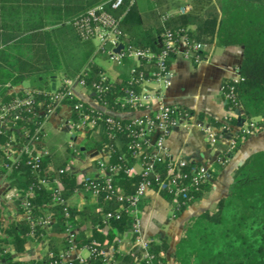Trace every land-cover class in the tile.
I'll return each instance as SVG.
<instances>
[{
    "label": "trees",
    "instance_id": "obj_1",
    "mask_svg": "<svg viewBox=\"0 0 264 264\" xmlns=\"http://www.w3.org/2000/svg\"><path fill=\"white\" fill-rule=\"evenodd\" d=\"M105 1L108 0H0V100L20 96L23 91L15 92L12 89L29 82V91L35 97V104L43 102L44 94L52 91V79L64 72L65 42L71 43L74 50L78 51L80 48L78 43L82 41L76 23L89 9ZM155 1L157 6L163 4L162 0ZM189 4L191 8L185 15L175 17L164 25L149 28L135 38H128L123 26L130 18L134 4L120 22L122 42L149 50L155 56L160 52L161 43L167 34L175 42L183 38L189 43L241 47L242 59L238 66L241 80L236 83L230 79L225 80L226 84L222 83L221 92L225 94L232 89L230 94L237 104L233 112L241 111L244 120H253L260 131L264 130V0H190ZM94 52L92 44H88L80 64L84 65V69L80 70L79 67L75 72L84 74L87 87L92 83L100 85V92L92 96L98 105L113 112L124 111L117 101L124 96L125 90H140L138 75L142 73L147 77L149 71L155 70V58L150 62L141 59L138 65L130 67V70L134 69L132 74L129 73L127 77L121 75L112 80L105 70L91 60ZM99 54L100 50L92 59L100 56ZM100 75L106 77L105 82L100 81ZM66 104L74 119L77 118L74 106L79 104L83 114L96 123L95 127L86 133L83 144L85 151L106 149L110 152L109 163L119 165L123 170L135 165L131 151L127 149V145L135 141L136 133V129L129 125V120L112 118L113 123H108V114L77 99L66 101ZM230 106V100H226L225 107L228 109ZM31 115L29 113L27 116L32 117ZM227 122L232 130V127L236 126V117H229ZM209 123L215 127L222 126L214 120ZM26 127L32 131V124H26ZM222 132L225 139L232 138L235 141L231 153L236 152L249 138L231 136L225 128ZM71 151L67 148L64 155L52 154L43 159L44 166H53V171L47 174V178L61 183L63 199L71 197L75 190L89 198V194L76 183L72 173H60L72 157L74 152ZM166 165V161L156 162L154 169L163 175ZM221 168L222 165H217L215 170H211L213 180ZM3 173L5 170L0 168V175ZM41 178L42 173L33 174L24 164V157H21L18 168L7 174V185L15 187L20 194L33 188V198L30 199L33 218L51 211L55 218L52 232L35 241L29 236L33 230L29 220H6L0 212V231L5 236L0 246L7 245L12 249L11 252L3 253V248H0V264L49 262L47 255L38 262L15 259L12 252L23 253L27 243L46 246L47 252L59 257V254L67 251L71 245L64 234L66 227L77 231L74 240L77 247H88L92 242H96L99 245L97 250H100L106 239L115 246L109 232L107 235L100 232L99 229L104 225L96 209L100 207L103 212L113 211L118 206L117 202L113 199L103 201L98 198L94 204H86L81 212H77L75 205L52 203L54 185H39ZM141 181L140 173L132 176L119 173L114 176L113 185L121 187L125 197H129ZM209 185L210 183L203 185L190 204L202 198L209 190ZM153 189H156L155 186ZM158 195L171 203L170 197L165 193L159 192ZM188 205L173 211L172 217H180ZM65 210L68 211L67 218L64 216ZM131 222L132 217L129 214L121 213L120 218L110 220L109 225L122 235L130 228ZM84 225L91 227L89 236L78 231L79 227ZM168 248L166 240H153L149 246L153 260L143 259L139 252L132 249L123 257V262L155 264L160 252H165ZM171 257L174 264H264V150L249 155L233 172L226 195L219 199L212 209L201 212L184 224ZM63 264L78 263L77 260H72ZM90 264H102V257H92Z\"/></svg>",
    "mask_w": 264,
    "mask_h": 264
},
{
    "label": "built area",
    "instance_id": "obj_2",
    "mask_svg": "<svg viewBox=\"0 0 264 264\" xmlns=\"http://www.w3.org/2000/svg\"><path fill=\"white\" fill-rule=\"evenodd\" d=\"M132 4L134 0H108L95 5L89 9L85 16L78 21L77 30L79 37L83 42L96 43L98 50L106 55L108 60L115 66H122L124 61H134L136 65L141 59L150 62L155 58L156 68L148 72L147 77L142 73L139 76V86L143 83H152L154 90H125L124 96L117 102L124 110L122 113L129 114L127 118L116 117L113 114H108V123H113L112 118H120L129 120V125L136 129L135 141L127 145V149L131 151V156L135 160V165L131 168L123 170L119 165L109 163L110 152L106 149H101L102 156H96L90 160L89 168L93 170L91 176L84 174L81 169L77 176L78 184L84 192L88 193L90 198L95 202L98 198L103 201L114 200L117 202V207L113 211L103 212L100 207L96 209L102 218L103 228L99 229L101 233L106 234L110 228V220H118L121 213L129 214L132 217L131 226L128 233L132 237L131 248L135 249L143 259L153 260L154 256L149 252V246L153 242L151 237H144L140 230L139 208L148 192L158 194L163 192L171 199L172 212L180 209L182 206L190 204L194 200L195 194L200 188L212 183L211 170L205 165L195 166L190 164L183 157H172L166 147V139L173 129L182 127L186 129L196 128L205 138V141L210 146L215 145L221 140H226L227 152H231L235 147L234 139H225L223 129H228L231 136L240 135L242 139L250 137L260 131L253 120H244L241 128L232 127L230 129L227 119L234 117L233 108L237 107L230 92L222 94L224 102L230 100L231 105L228 108L231 116L224 118L220 124L221 127H215L205 118H198L191 111L172 104L163 102L161 91L166 90L171 82V73L169 71V60L175 55H180L184 60L192 64H198L202 60V52L205 48L201 43H189L181 38L177 42L171 40L170 35L161 43V50L155 56L149 50H142L134 47L131 44H124L121 40L120 22L126 14L125 3ZM190 8L182 7L179 10L180 14H184ZM123 48L119 53L113 50L118 45ZM134 69L130 70V74ZM233 83L241 80L238 69L236 77L230 79ZM100 81L105 82L106 77L100 75ZM226 84V82H223ZM79 89H87L91 99L93 94L100 92V85L92 83L90 87L86 86L84 74L81 73L75 77H65L60 82V86L50 92L44 94L43 102L35 104V97L29 90L23 91L20 96H15L10 100H0V168L5 170V173L0 175V189L3 184H8L7 174L18 168L20 158L24 157V164L30 168L33 174L42 173L43 178L39 180V185L49 187L50 183L54 185L52 203L66 204L65 199L61 197L63 187L58 180L50 181L47 174L53 171L51 164L43 165V159L49 157L50 153L44 142V126L45 123L55 115L66 101L76 98L75 91ZM81 102V101H80ZM159 105L154 108L155 103ZM106 111L104 106L99 105ZM77 118L70 115L64 121L66 131L75 138H85L87 131L93 129L96 125L95 121L79 109L80 105L76 104ZM127 108V109H126ZM103 112V111H102ZM31 113L32 117L27 116ZM115 113V112H113ZM26 124H32V131L26 127ZM31 132V133H30ZM227 134V133H226ZM70 149L73 147L69 146ZM74 155L78 152L73 149ZM146 159V160H143ZM166 161V169L161 175L155 171L154 165L156 162ZM67 165L62 172H69ZM138 167V170L135 169ZM119 173H124L128 176L141 174L142 181L136 187L134 193L125 197L121 187L114 186V176ZM8 186V185H7ZM155 186L156 189H153ZM4 197L9 202H12L16 209L21 213L23 219L29 220L33 230L29 236L35 241L44 235H50L52 232L55 218L51 211H46L43 215L33 218L32 204L30 199L33 198V188H29L24 194L15 187H7L4 192ZM65 218L68 217V211L65 210ZM115 230V229H113ZM65 236L70 241L71 245L67 251L59 254V257H54L51 252H47L46 264H63L72 260H77L78 264H90L92 257L103 255L102 250H97L99 246L96 242H92L88 247H77L74 243L77 231L71 228H65ZM4 234L0 231V242L4 238ZM3 253L11 252V248L7 245H1ZM85 249L88 252L87 257H81L79 251ZM77 252L76 256H71ZM155 264H162L160 258Z\"/></svg>",
    "mask_w": 264,
    "mask_h": 264
},
{
    "label": "crops",
    "instance_id": "obj_3",
    "mask_svg": "<svg viewBox=\"0 0 264 264\" xmlns=\"http://www.w3.org/2000/svg\"><path fill=\"white\" fill-rule=\"evenodd\" d=\"M189 1L162 0L163 4L161 6H157L155 0H134L132 4L127 3L125 6L126 12L131 6L135 5L132 8L130 18H128L127 23L123 26V30L128 38H135L149 28L159 24L164 25L175 17L185 15L190 9L184 14H180L179 10L186 6L191 8ZM90 43L94 47V54H97L99 50L96 43L79 42L80 48L78 49L79 56L77 61L73 59L72 63L66 61L65 57L63 58L64 72L52 79L50 82L52 90L60 86L63 78H72L78 75V72H75L77 68L81 67L80 70L84 69V65L80 66L82 64L81 58L87 52L88 44ZM94 54L92 55L93 57ZM99 55L105 57L97 56L94 59L92 57L91 60L95 61L96 66L105 70L108 74L107 76L112 80L121 75L127 77L130 67L136 65L134 61L127 60L122 66H115L101 51ZM201 56L202 60L198 64H192L184 60L180 55L171 57L169 60L171 82L166 90L161 91V96L163 102L166 104L181 106L194 113L198 118L201 116V118H205L207 121L214 120L220 123L224 118L232 115L225 107V102L222 99L221 85L225 80L236 77V71L242 59V49L239 46L219 47L215 43H212L205 45ZM22 84L13 88L12 91L29 90V88L23 87ZM28 87H30V84ZM140 88L148 91L154 90L152 83H143L140 85ZM75 94L77 100L106 114H113L120 118L129 117V114L122 112L110 113L100 107L91 99L87 89L76 90ZM158 105L159 103L157 102L153 106L156 108ZM69 115L70 108L66 104L45 123L44 142L50 156L52 154L64 155L67 148L72 150V153L74 152V148L80 151L78 155L73 154L67 164H71L69 173L74 175L75 181L78 184L77 176L79 172L83 171L87 176H91L93 170L89 168L90 160L103 154H101L100 150L85 151L83 147L85 138H72L69 135L64 127V121ZM233 115L236 117L235 113ZM165 144L172 157H183L192 165H205L210 170H215L217 165H222V168L216 174V178L209 185V190L204 193L202 198L188 205L178 218L172 217V204L154 192H148L140 205L139 218L142 236L151 237L157 242L160 239L166 240L169 248L165 252H160L159 258L162 264H174L171 253L181 237L184 224L201 212L212 209L216 202L226 195L233 172L249 155L264 150V130L250 136L234 153L227 152L226 140H221L215 145L210 146L196 128L186 129L179 127L173 129ZM69 146L73 147V149H70ZM135 169L138 170V167ZM7 187L5 183L0 189V208H8L13 214V217L10 218L11 220L22 219L20 212L15 208L14 204L4 197ZM65 201L70 205H75L77 212H81L86 204L95 203L90 196L86 198L84 193L77 190ZM113 229L115 228H109L106 234L102 233L103 235H107L109 232L113 237V242H115L114 246L106 239L101 244L100 249L103 252L102 264H125L123 257L132 250V237L128 233V230L120 235L116 229ZM79 230L85 236L91 234V227L88 225L79 227ZM44 247L41 244L27 243L23 253H15L13 251L12 255L15 259L38 262L46 256ZM78 254L81 257L88 256V252L85 249L79 251ZM76 255L77 252L71 254L72 257Z\"/></svg>",
    "mask_w": 264,
    "mask_h": 264
},
{
    "label": "rangeland",
    "instance_id": "obj_4",
    "mask_svg": "<svg viewBox=\"0 0 264 264\" xmlns=\"http://www.w3.org/2000/svg\"><path fill=\"white\" fill-rule=\"evenodd\" d=\"M65 47H66V53L64 54L65 60L70 61L72 63H73V59L77 61V58L79 56V51L74 50L71 43H69L67 41L65 42ZM28 85H29V82H24L22 84L23 87L30 88V87H28ZM3 208L4 207L0 208L2 218L6 219V220L12 218L13 214L8 210V208L7 207H5L4 209Z\"/></svg>",
    "mask_w": 264,
    "mask_h": 264
},
{
    "label": "water",
    "instance_id": "obj_5",
    "mask_svg": "<svg viewBox=\"0 0 264 264\" xmlns=\"http://www.w3.org/2000/svg\"><path fill=\"white\" fill-rule=\"evenodd\" d=\"M122 48L123 46L120 44L113 51L115 53H119L122 50ZM235 114H236V127L241 128L244 123V119L242 118L241 111H236Z\"/></svg>",
    "mask_w": 264,
    "mask_h": 264
}]
</instances>
